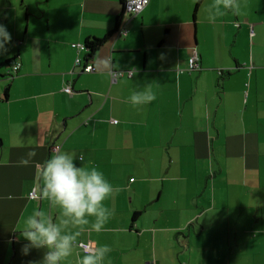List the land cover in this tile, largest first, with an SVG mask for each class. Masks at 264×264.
Returning a JSON list of instances; mask_svg holds the SVG:
<instances>
[{
	"label": "crops",
	"instance_id": "1",
	"mask_svg": "<svg viewBox=\"0 0 264 264\" xmlns=\"http://www.w3.org/2000/svg\"><path fill=\"white\" fill-rule=\"evenodd\" d=\"M212 3L150 0L108 37L121 0H0V264H42L48 249L25 254L18 231L35 211L75 236L62 264L80 243L110 246L104 264H264V0L214 23ZM88 37L108 38L84 72L72 44ZM195 52L202 68L180 73ZM145 86L156 99L133 107ZM55 144L112 185L101 232L30 197Z\"/></svg>",
	"mask_w": 264,
	"mask_h": 264
},
{
	"label": "clouds",
	"instance_id": "2",
	"mask_svg": "<svg viewBox=\"0 0 264 264\" xmlns=\"http://www.w3.org/2000/svg\"><path fill=\"white\" fill-rule=\"evenodd\" d=\"M209 7L216 13L207 17L213 23L218 15H225L229 11L234 14L240 12L238 0H213ZM10 40L11 36L6 28L0 25V52L6 50V44ZM96 66L98 69L102 66V69L111 71L108 60L98 61ZM135 74L136 72L131 73L132 76ZM155 99L156 95L150 86H145L141 91H134L127 102L137 107ZM35 155V151H29L26 157H20L17 166H28L33 162ZM76 159L81 161V166H77ZM82 164V156L76 157L68 152L54 151L49 159L41 164L40 191L37 198L59 206L62 216L71 218L73 226L91 224V229L99 233L112 215L111 210L104 205V201L112 194L113 187L104 178L102 172L95 167L88 169ZM41 216L39 211H35L26 218L23 228L18 230L20 237L27 241L23 244L22 251L26 254L32 248H47L42 264H62L72 255L76 238L74 235L62 233L61 227L56 223L45 222L44 219L38 218ZM89 217L94 219L89 220ZM61 223L66 225L68 221L64 220ZM111 251L108 245L84 248V254L79 258L78 264H104L105 258Z\"/></svg>",
	"mask_w": 264,
	"mask_h": 264
},
{
	"label": "built area",
	"instance_id": "3",
	"mask_svg": "<svg viewBox=\"0 0 264 264\" xmlns=\"http://www.w3.org/2000/svg\"><path fill=\"white\" fill-rule=\"evenodd\" d=\"M150 2V0H124V12H123V19H129L133 16H136L143 8H145V6L148 5V3ZM118 33L121 34H126L127 30L123 29L122 27L119 28ZM75 48L78 49V51L80 52V54L82 52L86 51V46L84 43L81 42H75L72 44ZM76 65H81L83 64V71L84 72H91L95 70V66L92 62H90L89 60L87 61H83V57L81 55H78L76 57ZM20 67V63L17 62L14 64L13 69L17 70ZM202 68V63H201V58L200 55L195 52L188 60V66L185 68H179L178 71L180 73H184V72H193L196 70H199ZM131 73H133L132 70L129 71H124V70H114L112 71V80L113 81H117L120 77L124 76V75H129L131 76ZM64 90L68 93H73V88L72 86H66L64 88ZM61 149V145L60 144H55L51 147V152L53 154L54 151H60ZM30 197L31 198H37V192L36 190L32 191L30 193ZM80 246L84 249V248H92L94 245H92L91 243H80Z\"/></svg>",
	"mask_w": 264,
	"mask_h": 264
},
{
	"label": "trees",
	"instance_id": "4",
	"mask_svg": "<svg viewBox=\"0 0 264 264\" xmlns=\"http://www.w3.org/2000/svg\"><path fill=\"white\" fill-rule=\"evenodd\" d=\"M122 4L124 2V0H121ZM123 12H124V9H123ZM123 19V14L121 16L118 17L117 19V23H116V27L115 29L108 35V37L110 35H112L114 32H118L119 31V28H120V24H121V21ZM107 37V38H108ZM107 38H97V37H88L86 39V41L84 42L85 46H86V51H85V59L87 60H90V59H93V57L95 56V54L97 53L98 49L100 48V46L105 42V40ZM9 63H11V61H7ZM17 63V62H15ZM14 63V64H15ZM20 63V62H19ZM14 66V65H13ZM20 68V67H19ZM19 68L17 70H14L15 72H17L19 70ZM10 74L11 76H13L12 73H8Z\"/></svg>",
	"mask_w": 264,
	"mask_h": 264
},
{
	"label": "water",
	"instance_id": "5",
	"mask_svg": "<svg viewBox=\"0 0 264 264\" xmlns=\"http://www.w3.org/2000/svg\"><path fill=\"white\" fill-rule=\"evenodd\" d=\"M124 3V2H123ZM123 5V7H124V4H122Z\"/></svg>",
	"mask_w": 264,
	"mask_h": 264
}]
</instances>
